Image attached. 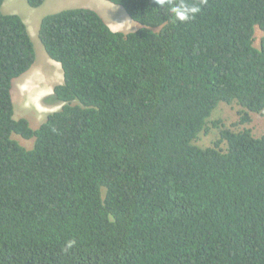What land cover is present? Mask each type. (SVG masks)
<instances>
[{"label": "trees", "instance_id": "trees-1", "mask_svg": "<svg viewBox=\"0 0 264 264\" xmlns=\"http://www.w3.org/2000/svg\"><path fill=\"white\" fill-rule=\"evenodd\" d=\"M107 1L143 28L88 8L42 19L62 108L34 129L12 100L34 43L0 0V264H264V134L196 143L221 103L239 125L264 113V0H188L201 12L184 23Z\"/></svg>", "mask_w": 264, "mask_h": 264}, {"label": "rangeland", "instance_id": "rangeland-1", "mask_svg": "<svg viewBox=\"0 0 264 264\" xmlns=\"http://www.w3.org/2000/svg\"><path fill=\"white\" fill-rule=\"evenodd\" d=\"M75 8L95 10L114 31L130 33L143 28L140 23L129 17L121 6L107 0H46L39 8H32L27 0H5L2 6L3 14H17L24 20L35 47V64L28 72L14 80L12 88L15 118H26L34 129L45 122L49 114L62 108V104L53 98V93L54 88L63 83V72L60 64L48 56L39 39L41 21L47 15ZM261 37L262 32L257 28V47ZM26 86L29 90H42L38 102L23 96ZM238 110L236 105L221 103L210 119L208 130L200 134L196 143L203 148L213 146L220 137L222 128L233 132L248 128L256 137H261L264 134V113L252 114L251 123L239 125ZM215 122L218 123L217 127L213 125ZM14 139L28 149L34 145V139L25 140L20 136H15Z\"/></svg>", "mask_w": 264, "mask_h": 264}, {"label": "clouds", "instance_id": "clouds-1", "mask_svg": "<svg viewBox=\"0 0 264 264\" xmlns=\"http://www.w3.org/2000/svg\"><path fill=\"white\" fill-rule=\"evenodd\" d=\"M163 8L168 4V11L179 22H188L194 19L200 12L201 8L195 4L189 3L188 0H176L175 3H169V0H155ZM73 241H69L67 247L73 246Z\"/></svg>", "mask_w": 264, "mask_h": 264}, {"label": "bare ground", "instance_id": "bare-ground-1", "mask_svg": "<svg viewBox=\"0 0 264 264\" xmlns=\"http://www.w3.org/2000/svg\"><path fill=\"white\" fill-rule=\"evenodd\" d=\"M23 91H24L23 92V96L24 97L31 98L32 100H35V101L38 100L40 94L42 93V90H38V89L37 90H29V88L27 86L24 87V90Z\"/></svg>", "mask_w": 264, "mask_h": 264}]
</instances>
